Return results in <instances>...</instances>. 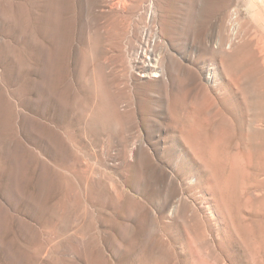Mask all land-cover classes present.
Returning a JSON list of instances; mask_svg holds the SVG:
<instances>
[{"label":"rangeland","instance_id":"1","mask_svg":"<svg viewBox=\"0 0 264 264\" xmlns=\"http://www.w3.org/2000/svg\"><path fill=\"white\" fill-rule=\"evenodd\" d=\"M120 1L0 0V264H264V0H171L166 88Z\"/></svg>","mask_w":264,"mask_h":264},{"label":"bare ground","instance_id":"2","mask_svg":"<svg viewBox=\"0 0 264 264\" xmlns=\"http://www.w3.org/2000/svg\"><path fill=\"white\" fill-rule=\"evenodd\" d=\"M194 1H195V5H193V8L195 6L199 7V5H201L202 0H194ZM221 1L219 5L217 6L215 5L217 8V11L213 15V19H212L213 20L212 23L214 24V27L217 28V30L219 29L221 30V28L223 27V23L225 24L230 21L237 20L239 13L235 8L229 9L230 6L235 5L237 7L238 3L242 1L248 4L253 3V0H225L226 3L223 0ZM102 2L106 4L108 3L109 8L111 7L112 10L114 9L117 12H119L120 10L122 11V4L120 0H102ZM144 2L147 3V6H146L147 9L145 8L146 9L145 12L147 14L148 24H146L141 29L136 28V32H134L130 38L131 43L129 42L130 45L128 46L130 47V56H131L130 65H132L135 71L139 72V77L144 79V82L145 80H151V81L154 80V81H159L161 86L164 88H166L167 86L171 87L174 79L179 74L180 68H181L180 67L181 57L177 56V51L175 49L176 47L174 44L177 41V40L175 41V38L179 35L178 33H177L178 35L176 34V30H177L176 25L178 24V22L177 24H175L176 20L174 21L171 15V13L173 14V10H169L170 9L169 7L171 6V0H145ZM226 4H228L229 6L227 7ZM159 7L163 8L161 9L162 10L161 13L159 11ZM172 7L173 6H171V9ZM189 8L190 9H188V11H190L192 7H189ZM211 12H214V11L212 10ZM254 16L256 17V15ZM186 19H187V14L185 17V21ZM189 24H186V25H189ZM224 42L225 41L223 39L218 40V42L215 44L216 52L221 53L223 52L224 47H226L225 49L227 48L229 49V48H232V46L234 45V42L232 39L228 41L227 43H224ZM205 47L209 50H213V42H212L211 37L207 39L205 43ZM134 151L133 149L131 150L130 152L131 157L134 156ZM167 206L169 207L170 205L168 204Z\"/></svg>","mask_w":264,"mask_h":264}]
</instances>
